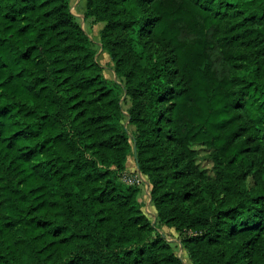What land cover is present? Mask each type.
Masks as SVG:
<instances>
[{
  "label": "trees",
  "instance_id": "trees-1",
  "mask_svg": "<svg viewBox=\"0 0 264 264\" xmlns=\"http://www.w3.org/2000/svg\"><path fill=\"white\" fill-rule=\"evenodd\" d=\"M86 17L131 132L71 0H0V264H184L122 181L135 147L191 264H264V0H87Z\"/></svg>",
  "mask_w": 264,
  "mask_h": 264
},
{
  "label": "rangeland",
  "instance_id": "rangeland-1",
  "mask_svg": "<svg viewBox=\"0 0 264 264\" xmlns=\"http://www.w3.org/2000/svg\"><path fill=\"white\" fill-rule=\"evenodd\" d=\"M71 7L77 21L88 33L89 37L92 40L93 48L96 51V58L103 67L104 76L118 89L121 94L125 113L124 124L131 132L133 131V128L128 126L129 120L127 112L131 106V101L125 95V92L123 90L124 84L118 79L116 75L115 65L111 60V57L107 54V52L103 50L100 35L101 30L103 29V25L98 24L93 19L86 17L87 0H71ZM206 154L207 152L200 151L199 165L207 175L213 176V163L210 160L206 159ZM121 177L123 182L127 184H136L140 187L141 192L139 195V201L143 206L144 212L152 220L153 226H157L161 233H165L168 236V239L172 243L176 254L183 259L184 264H191V261L182 245V234L178 233L174 229L158 225L157 209L155 208L151 199V186H148V184H150L148 177L145 176L138 167L137 155L135 153V150L132 151L131 155L128 157L126 170L121 174Z\"/></svg>",
  "mask_w": 264,
  "mask_h": 264
},
{
  "label": "water",
  "instance_id": "water-1",
  "mask_svg": "<svg viewBox=\"0 0 264 264\" xmlns=\"http://www.w3.org/2000/svg\"><path fill=\"white\" fill-rule=\"evenodd\" d=\"M135 153H136V155H137V149H136V147H135ZM137 163H138V161H137ZM148 186H150V184H148Z\"/></svg>",
  "mask_w": 264,
  "mask_h": 264
}]
</instances>
